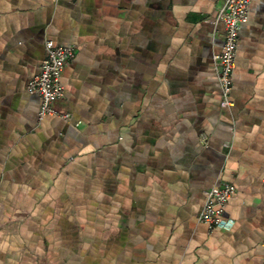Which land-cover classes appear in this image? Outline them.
Here are the masks:
<instances>
[{
    "label": "crops",
    "instance_id": "0c3cea01",
    "mask_svg": "<svg viewBox=\"0 0 264 264\" xmlns=\"http://www.w3.org/2000/svg\"><path fill=\"white\" fill-rule=\"evenodd\" d=\"M219 0H0V264H263L264 0L240 31L233 104ZM74 45L70 113L28 88ZM207 136L206 143L202 136ZM233 182L224 217L207 188Z\"/></svg>",
    "mask_w": 264,
    "mask_h": 264
},
{
    "label": "built area",
    "instance_id": "2783aa9c",
    "mask_svg": "<svg viewBox=\"0 0 264 264\" xmlns=\"http://www.w3.org/2000/svg\"><path fill=\"white\" fill-rule=\"evenodd\" d=\"M252 0H219L218 13L213 21L222 22L225 26L224 44L221 51L214 54V68L220 83L223 106L233 104L231 98L234 84V70L236 56L240 43V31L249 20ZM46 57L40 71L30 80L28 88L41 98L39 117L55 115L69 120L70 113H63L53 107V103L64 97V88L61 76L67 64L76 55L74 45H60L52 39L46 41ZM202 140L206 143L207 136L203 134ZM237 186L233 182L224 181L207 188L204 192V203L199 212L198 219L208 225L210 229L216 227H230L224 217L226 206L236 193ZM264 264V260H263Z\"/></svg>",
    "mask_w": 264,
    "mask_h": 264
}]
</instances>
